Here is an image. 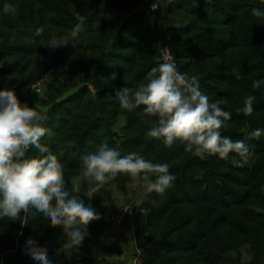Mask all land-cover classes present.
<instances>
[{"label":"trees","instance_id":"trees-1","mask_svg":"<svg viewBox=\"0 0 264 264\" xmlns=\"http://www.w3.org/2000/svg\"><path fill=\"white\" fill-rule=\"evenodd\" d=\"M5 2L18 8L14 16L0 11V59L6 58L0 88H14L22 103L47 117L41 143L50 158L60 156L56 163L68 190L82 170V156L103 141L122 155L136 152L167 163L175 175L163 195L146 192L139 204L145 210L136 232L143 248L140 264H246L244 246L251 255L247 264H264V135H247L264 129V85L252 87L264 80V18L251 14L253 8L264 10V3L164 0L159 23L145 0H0V9ZM74 20L84 24L74 50L48 46L52 37L74 30ZM161 26L174 46L178 71L195 76L211 102L228 101L221 107L231 111V119L220 131L245 140L251 152L247 164L241 166L235 153L228 160L216 155L202 160L179 141L165 147L146 135L156 117L144 114L145 106L129 112L115 100V89L147 83V73L162 63ZM37 28L43 29L41 36H35ZM43 73L51 75L45 112L20 92ZM247 96L254 97L251 115L243 112ZM119 116L125 123L118 133ZM26 155L35 156L36 149ZM129 183L127 174H118L93 196L100 219L90 221L89 236L70 258L62 252L61 227H49L32 213L23 221L0 220V262L28 264L21 251L30 241L47 248L53 264H127L112 259L121 243L105 218L117 210L112 186L127 194ZM86 187L82 180L81 194ZM96 245L101 256L94 254Z\"/></svg>","mask_w":264,"mask_h":264},{"label":"clouds","instance_id":"clouds-1","mask_svg":"<svg viewBox=\"0 0 264 264\" xmlns=\"http://www.w3.org/2000/svg\"><path fill=\"white\" fill-rule=\"evenodd\" d=\"M17 8L18 4L5 2L0 11L14 16ZM251 14L264 18V10L259 8H253ZM73 23L76 25L74 30L58 38L52 37L48 46L73 51L84 27L80 20ZM42 34V28L35 30V36ZM24 42L31 44L33 40L26 38ZM5 60L0 59V67ZM146 78L147 83L135 88L122 86L115 89L114 98L124 110L132 112L143 105L144 114L156 117L147 137L161 140L169 148L179 141L202 160L213 155L228 160L229 154L235 153L241 166L249 162L251 152L245 140L234 141L220 131L232 115L231 111L221 107L228 103L227 100L211 102L200 91L195 76L181 73L176 64L167 59L153 67ZM261 85L264 80H256L252 87ZM253 101L254 97H245V115H251ZM46 119L27 102L22 103L14 88H0V220L23 221L28 213H32L49 227H61L65 235L62 252L66 258L78 252L89 236L87 226L90 221L100 219L91 204L93 196L118 174H127L133 182L143 181L147 193L163 195L173 186L176 177L169 171L167 163H153L136 152L122 155L118 148L103 141L95 151L82 156V170L69 191L56 163L60 156L50 158L48 148L41 143L47 135ZM247 135L259 138L264 135V129L257 128ZM30 147L36 149L35 156L26 155ZM150 173L154 179L150 178ZM82 180L87 187L81 194ZM82 197H86L88 203ZM21 257L28 264H53L47 248L37 249L30 241L23 245Z\"/></svg>","mask_w":264,"mask_h":264},{"label":"built area","instance_id":"built-area-1","mask_svg":"<svg viewBox=\"0 0 264 264\" xmlns=\"http://www.w3.org/2000/svg\"><path fill=\"white\" fill-rule=\"evenodd\" d=\"M164 5V0H145V6L154 14L159 23H161L162 20ZM160 29L162 34L160 41V61L163 63L167 59L176 64L175 49L170 42L169 34L162 26ZM50 78V73H43L31 83L24 85L20 90L21 94L31 95L43 92L46 85L50 82ZM144 213L145 210L140 208L137 202L128 201L117 205V210L113 217L105 218L106 222L111 226L112 231L117 234L121 244H124L131 236L134 246V264H140L143 254V248L140 245L136 232L138 225L142 222V217L140 215H144Z\"/></svg>","mask_w":264,"mask_h":264},{"label":"rangeland","instance_id":"rangeland-1","mask_svg":"<svg viewBox=\"0 0 264 264\" xmlns=\"http://www.w3.org/2000/svg\"><path fill=\"white\" fill-rule=\"evenodd\" d=\"M27 100H29L30 102H32L34 105L38 106L40 109H42L43 112L46 111L47 109V106L45 104V101L47 99V86L46 88L44 89L43 92L39 93V94H31V95H24ZM125 123V118L124 116H119L118 120H117V123L115 124L114 126V129L116 132L119 133V129L121 128V126H123ZM143 181H136L134 182L133 184H131V187H129V190H128V201L129 202H134L136 203V201H134V199H132L130 196L133 195L136 199H138V202H140L144 197H145V189L143 187ZM112 192L113 194L116 196L118 195H123L122 193H120L116 188L115 186L113 185L112 186ZM124 196V195H123ZM240 253L242 255V260L244 263H248L251 259V255H250V252H249V248L248 246H244L240 249ZM94 254L96 255H99V248L98 247H95L94 248ZM134 256V255H133ZM134 259V258H133ZM132 259V262L131 264H134L133 263V260Z\"/></svg>","mask_w":264,"mask_h":264},{"label":"crops","instance_id":"crops-1","mask_svg":"<svg viewBox=\"0 0 264 264\" xmlns=\"http://www.w3.org/2000/svg\"><path fill=\"white\" fill-rule=\"evenodd\" d=\"M133 183H129L127 185L128 186V190H129V187H131V184H133ZM115 188H116V186H115ZM128 194L129 193L123 194L124 196L123 195H121V196L118 195L117 198L113 194L114 195V198L116 199L117 205L128 202V200H129L127 198L128 197ZM145 196H146V192H145ZM130 197L132 199H134V201L137 200V204H140L144 200V198H145L144 197L140 202H138V199H136L133 195H131ZM140 216L143 219L144 215H140ZM140 241H144V237H141L140 238ZM95 247H98L99 248V246H97V245ZM133 255H134V246H133L132 238L130 236L124 244H120L119 248L116 250V252H115V254H114V256H113L112 259L115 260V261L125 262L127 264H131L132 259H133ZM97 256H101V250H100V248H99V255H97Z\"/></svg>","mask_w":264,"mask_h":264}]
</instances>
